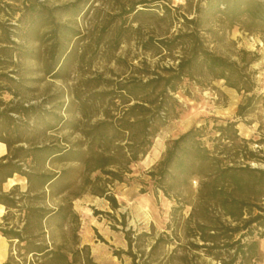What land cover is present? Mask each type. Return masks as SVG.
Here are the masks:
<instances>
[{"label": "trees", "instance_id": "1", "mask_svg": "<svg viewBox=\"0 0 264 264\" xmlns=\"http://www.w3.org/2000/svg\"><path fill=\"white\" fill-rule=\"evenodd\" d=\"M87 3L0 0V141L6 147L0 156V204L5 208L0 234L8 241L1 264H103L93 259L88 244L80 243L72 200L88 192L105 198L111 210L118 208L109 186L127 179L131 165L147 155L158 132L181 114L174 94L184 79L198 84L222 80L242 93L235 118L218 123L214 118L210 128L208 122L193 125L167 140L143 184L173 201L170 219L163 231L150 238L144 230L126 228L122 214L119 223L127 247L114 249L113 255L120 259L126 254L130 264H211L210 260L252 264L259 258V240L264 239V149L250 147L253 140L240 136L237 124L254 110L260 97L254 91L256 70L250 69L256 54L244 49L238 51L237 59L217 54L207 47L206 35L242 24L264 42V0H199L194 16L177 14L180 26L175 34L156 39L157 53L165 51L175 63L157 64L150 70L143 62L137 75L119 80L100 73L80 79L66 105L56 93L38 103L24 99L41 79L32 75L34 66L51 78L63 77L82 39L71 20ZM154 8H160L164 16L176 10L160 0H126L111 17L123 24L128 14L149 13ZM111 23L107 19L98 37L81 46L79 62L93 43L100 44ZM121 24L108 40L113 49L120 44ZM148 44L152 46V40L144 47ZM4 94L11 98L5 101ZM71 105L83 120L101 116L83 124L80 139L46 140L59 129L77 130L78 124L62 114L72 113ZM255 143H264V133ZM54 160L64 165L59 171H46L44 165ZM14 174L26 178L24 192L18 191L17 184L3 190L2 184ZM191 181L196 187L190 198ZM53 197H59V203L47 206L44 202ZM186 205L190 210L181 219ZM93 213L110 216L99 210ZM172 242L175 246L167 255L164 248Z\"/></svg>", "mask_w": 264, "mask_h": 264}, {"label": "rangeland", "instance_id": "2", "mask_svg": "<svg viewBox=\"0 0 264 264\" xmlns=\"http://www.w3.org/2000/svg\"><path fill=\"white\" fill-rule=\"evenodd\" d=\"M46 1L49 5H60L74 0ZM160 1L173 6L176 10L172 9L167 16L162 15L160 8H154L149 13L138 15L132 12L126 16L124 23L121 24L120 18L112 19L111 16L120 12L121 6L126 3V0H88L84 11L71 20L72 24L80 30L82 39L77 43L76 53L70 58L63 77L51 78L49 75L37 71L36 66H34L32 75L41 79L33 84L34 90L27 91L23 98L38 103L44 98L48 100L50 94L56 93L61 96L60 100L66 105L72 100L74 90L80 79L100 73L103 78L119 80L130 74L137 75V68L142 66L143 62L150 70L157 64L168 66L175 63L171 57L166 55L165 51L157 53L156 39L175 34L180 26L177 14L184 13L189 18L194 16V7L199 0ZM107 19L112 20V23L108 27L109 30L103 34L100 44L96 46L93 43L89 54L82 62H79L81 46L98 37ZM118 24L122 25V37L120 44L113 49L108 40L112 38L114 29ZM206 36L207 47L225 57L237 59V53L240 49L256 54L255 60L250 64V69L256 70L254 91L260 97L256 101L254 110L238 121L237 129L240 136L253 140L250 147H262L264 149V143L261 145L255 143V140L264 133V42H262L260 34L249 33L242 24H239L232 28L220 29L215 34ZM151 40L153 45L148 44V48H145L144 43H150ZM93 51L96 53L94 54ZM177 55V52L173 53V56ZM249 57L250 55L246 58ZM30 65L32 66V64ZM100 88H103V85ZM174 96L181 104V114L177 118L169 120L158 132L147 155L141 161L131 165V173L127 175V179L123 182H114L109 186L110 192L117 199L118 208L115 211L111 210L105 198L88 192L82 193L72 200L73 209L78 215L77 232L80 243L90 246L92 257L97 263L130 264V258L126 254H122L120 259L113 255L114 249L125 250L127 247L122 226L119 223L122 214L125 216L126 228L131 227L138 232L144 230L151 234L150 238L156 237L165 229L174 203L162 196L161 193L155 195L151 186H145L143 182L149 179L145 173L159 159L167 140L193 125L208 122L210 128L214 123V118L219 119L216 123L225 119H234L237 105L242 100V93L227 87L222 80H207L203 84H198L196 81L184 79L179 84V89ZM3 98L7 101L11 96L4 94ZM70 108L72 113L62 112V114L78 124L77 130L59 129L50 133L51 135H48L46 140L63 143L64 138L69 142L80 139L79 131L83 124L85 122L91 124L101 116L99 114L88 118V120H83L79 113L74 110V105H71ZM79 119L81 122L78 123ZM260 123L262 124L261 128H259ZM156 144L159 152L156 156H152L151 153ZM63 165L54 160L47 162L44 169L49 172L59 171ZM12 177L18 185V191L24 192L27 188L26 178L19 174H14ZM190 184L187 192L191 198L195 194L196 182L191 181ZM2 188L7 191L11 187H8L5 181ZM142 190L145 191L142 192ZM69 197L72 198V194ZM44 203L49 207H55L59 203V197L47 198ZM94 210L110 212V216L94 214ZM189 210L190 206L186 205L180 211L181 219L188 215ZM176 231L180 236V242H184L182 230L177 228ZM174 246L175 242H172L164 248L167 255ZM202 259L203 257L200 258V260ZM209 260V258L205 259L206 262ZM192 261L194 262V260ZM210 263L215 264L213 260H210ZM252 264H264V239L259 240V258Z\"/></svg>", "mask_w": 264, "mask_h": 264}, {"label": "bare ground", "instance_id": "3", "mask_svg": "<svg viewBox=\"0 0 264 264\" xmlns=\"http://www.w3.org/2000/svg\"><path fill=\"white\" fill-rule=\"evenodd\" d=\"M5 152H6L5 144L0 141V156L3 155ZM158 152H159L158 145L156 144L154 146L151 154H152V156H156L158 154ZM6 183H7L8 187H11L14 184H16V181L13 177H10L6 180ZM3 212H4L3 205L0 204V215L1 214L3 215ZM6 248H7V242L5 241V239L3 237L0 236V262L5 257Z\"/></svg>", "mask_w": 264, "mask_h": 264}, {"label": "crops", "instance_id": "4", "mask_svg": "<svg viewBox=\"0 0 264 264\" xmlns=\"http://www.w3.org/2000/svg\"><path fill=\"white\" fill-rule=\"evenodd\" d=\"M3 210L5 212V209H4V206H3ZM3 212V213H4ZM1 216L2 214L0 215V221H1ZM1 237H3L1 234H0ZM4 238V237H3ZM5 239V238H4ZM5 241L7 242V248H6V254H5V257L1 260L0 264L5 260L6 256H7V253H8V241L5 239Z\"/></svg>", "mask_w": 264, "mask_h": 264}]
</instances>
